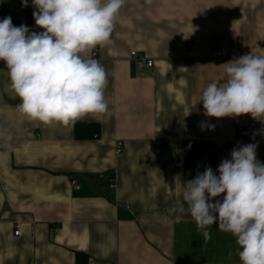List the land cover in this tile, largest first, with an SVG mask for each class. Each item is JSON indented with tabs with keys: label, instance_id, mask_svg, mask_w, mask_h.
I'll return each instance as SVG.
<instances>
[{
	"label": "crops",
	"instance_id": "obj_1",
	"mask_svg": "<svg viewBox=\"0 0 264 264\" xmlns=\"http://www.w3.org/2000/svg\"><path fill=\"white\" fill-rule=\"evenodd\" d=\"M34 10L0 0V20L42 32ZM131 50L152 66L137 69ZM93 51L108 111L74 123L96 125L86 138L22 117L0 60V129L12 137L8 149L0 139V264H240L218 223L206 241L172 208L187 181L209 166L218 175L234 148L254 143L264 163V121L206 117L200 101L224 80L223 64L264 55V0H126L111 42Z\"/></svg>",
	"mask_w": 264,
	"mask_h": 264
},
{
	"label": "clouds",
	"instance_id": "obj_2",
	"mask_svg": "<svg viewBox=\"0 0 264 264\" xmlns=\"http://www.w3.org/2000/svg\"><path fill=\"white\" fill-rule=\"evenodd\" d=\"M31 2L35 24L44 31L17 27L10 16L0 20V60L20 100L18 113L30 122L64 127L89 114L107 113V72L91 53L111 42L126 0ZM21 4L27 7L28 0ZM223 65L224 80L202 90L204 115L251 114L264 121V55L251 52ZM0 139L10 148L12 137L6 129H0ZM256 149L254 143L234 148L231 159L219 164L218 175L206 167L187 181L172 208L179 217L189 215L206 241L211 239L209 229L218 223L220 231L235 239L240 264H264V163L257 160ZM222 193V201L213 202Z\"/></svg>",
	"mask_w": 264,
	"mask_h": 264
},
{
	"label": "built area",
	"instance_id": "obj_3",
	"mask_svg": "<svg viewBox=\"0 0 264 264\" xmlns=\"http://www.w3.org/2000/svg\"><path fill=\"white\" fill-rule=\"evenodd\" d=\"M214 56L215 57H219V56H222V51L221 50H217L215 53H214ZM91 57L94 58V59H97L98 61H100V58L99 56L97 55V52L96 51H93L91 53ZM128 57L130 59H132L135 63V66L137 69H142V68H149L152 66L153 64V61L151 58H148L147 56L145 55H141L139 54L138 52H136L135 50H131L129 51L128 53ZM121 150V142H116L115 145H114V153H119ZM78 188V187H76ZM225 194H221L220 197H218L217 199L221 200L223 199V196ZM13 234L15 236L19 235V229L18 228H15Z\"/></svg>",
	"mask_w": 264,
	"mask_h": 264
},
{
	"label": "trees",
	"instance_id": "obj_4",
	"mask_svg": "<svg viewBox=\"0 0 264 264\" xmlns=\"http://www.w3.org/2000/svg\"><path fill=\"white\" fill-rule=\"evenodd\" d=\"M96 126V125H95ZM92 124H80L76 123L74 125V136L77 138H86V137H91L92 135L97 134V127H95ZM83 263L80 264H86V258L82 260ZM79 264L76 260V264Z\"/></svg>",
	"mask_w": 264,
	"mask_h": 264
},
{
	"label": "bare ground",
	"instance_id": "obj_5",
	"mask_svg": "<svg viewBox=\"0 0 264 264\" xmlns=\"http://www.w3.org/2000/svg\"><path fill=\"white\" fill-rule=\"evenodd\" d=\"M113 180V179H112Z\"/></svg>",
	"mask_w": 264,
	"mask_h": 264
}]
</instances>
